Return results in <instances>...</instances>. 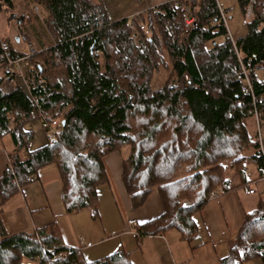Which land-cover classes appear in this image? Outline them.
Listing matches in <instances>:
<instances>
[{"label":"trees","instance_id":"trees-1","mask_svg":"<svg viewBox=\"0 0 264 264\" xmlns=\"http://www.w3.org/2000/svg\"><path fill=\"white\" fill-rule=\"evenodd\" d=\"M1 1L0 14L4 5L13 8L12 0ZM33 3L48 12L50 40L40 41L41 49L28 58L27 89L17 85L3 91L4 80L15 81L18 73L6 66L0 48V64L6 66L0 71V139L9 136L15 145L11 165L0 178L1 203L41 167L55 164L64 182L67 213L89 209L96 218L97 189L107 180L103 160L131 146L122 178L133 207H141L155 190L165 207L162 216L136 233L175 229L193 243L198 234L193 215L219 186L226 193L233 189L224 173L236 168L240 185H248L243 172L252 164L264 178V159L246 126L255 108L264 113V0H237L241 12L250 9L252 18L246 34L234 43L217 0H183L174 11L163 5L115 22L100 1ZM189 15L196 22L188 31H178ZM5 41L12 59L30 54L16 52ZM161 67L170 78L153 88V74ZM243 68L253 95L242 91ZM37 119L56 121L59 131L33 151L34 133L25 126ZM236 242L221 264L254 259L264 264L263 201L247 214ZM60 253L64 257L58 261ZM129 259L117 252L89 262L79 250L64 246L55 225L10 234L0 219V264H132Z\"/></svg>","mask_w":264,"mask_h":264},{"label":"crops","instance_id":"crops-1","mask_svg":"<svg viewBox=\"0 0 264 264\" xmlns=\"http://www.w3.org/2000/svg\"><path fill=\"white\" fill-rule=\"evenodd\" d=\"M91 1H100L112 22L122 19L131 20L165 3V0ZM25 3H28L31 12L40 11V7L44 17H41L42 21H40L37 15L32 14L33 20L27 19L26 28L21 26L23 22L20 18L14 26L5 24L14 36L13 42L9 45L20 54H27L31 50L38 51L41 49L40 41L48 43L50 40L45 26L48 12L43 6L33 3V0H26ZM12 4L13 9L16 8L14 1ZM0 38L11 41L1 35ZM21 43L28 45L26 53L19 48ZM36 121L42 125V120ZM32 125L25 126V129L34 133L31 144V150L34 151L47 145L51 136L41 125L43 134L39 130L34 131ZM247 132L255 137L254 128L252 130L248 128ZM14 149L15 145L9 136L0 139V178L5 168L11 165L10 155ZM128 153V148L115 151L103 160L107 180L97 189L96 218L89 209L74 214L67 213L61 172L57 165L49 164L41 167L33 175L34 179L20 187L18 192L6 202L1 203L0 195V219L5 230L10 234H28L39 228L55 225L64 246L79 250L82 257L89 262L117 252L129 254L132 264H221L222 260L229 257L231 250L237 244L247 214L254 212L260 201L264 202L261 194L258 199H253L258 194L253 184L264 183V178L260 177L258 169L250 164L246 172L252 168L254 175L252 177L246 175L248 185L241 186L240 182L239 185L233 184L231 191L217 199L207 201L203 209L193 215L198 234L193 243H188L182 239L179 230L175 229L155 235L136 233L142 226L162 216L165 207L157 190L147 197L141 207L136 209L133 207L122 178V163ZM220 188L219 186L215 190ZM248 189L254 190L255 193L247 194ZM130 221H135V225H129ZM243 264L262 263L260 259H254Z\"/></svg>","mask_w":264,"mask_h":264},{"label":"rangeland","instance_id":"rangeland-1","mask_svg":"<svg viewBox=\"0 0 264 264\" xmlns=\"http://www.w3.org/2000/svg\"><path fill=\"white\" fill-rule=\"evenodd\" d=\"M13 1H14V4H15L16 8L13 9V8H9L8 6L4 5L2 13L0 14V35L2 37L9 38L11 40L10 41L11 43L14 40V36H13V33L11 31H9V27H8V29L6 28L5 24L8 23L9 25L14 26V24L20 18L22 20V22H23V24L21 26L23 28H26L27 19L31 18L33 20L32 14L37 15L40 21H42L41 17H44L41 14V8L40 7H39L40 11L32 10V12H31L30 6L28 5V3L27 4L25 3L26 0H13ZM1 2L2 1L0 0V3ZM219 2H220L221 6L224 9H228V8H233L234 9L233 12L228 14L227 22H226L232 38L233 39H237V38L242 37L243 35H245L246 32H247V22H249L250 19L252 18L251 10L249 9L247 14H243L241 12L240 8H239L237 0H219ZM32 6L36 7V5H32ZM18 8H19V10H18ZM5 40H7V39L0 38V42L1 41H5ZM19 48H21V50L24 53H26L28 51V45L25 44V43H21ZM35 61L38 62L37 60H35ZM6 66L9 67V64H6ZM6 66L5 65H0L1 73L3 71H5ZM22 66H24V71L23 72L27 71L26 68H28V66H29L28 62L26 64V61H25V64H23ZM25 74H26V72H25ZM169 78H170L169 71L165 70L163 67H161L160 69L158 68V70L154 72L152 80H151L152 87L153 88H161L164 83L168 82ZM17 85H21V86L24 85L23 79L21 77H16V79H15V81L13 83H11L10 79L6 78L4 80L2 89H3L4 92H9L12 89H14ZM40 125L41 124H40L39 121H34L33 125H32V129L34 131H38L39 130L40 133L43 134L42 133V127ZM246 126H247V129L249 128L250 130H252V128H254L255 131H256V123H255L254 117H253L252 120L250 119L248 121ZM11 127L14 128L15 127V123H12ZM35 135H36V133H35ZM252 138L254 139V135H252ZM127 148H128V151L131 150V146H129ZM83 153L84 152H82V154ZM249 165L250 164H247V167ZM253 170L254 169H252V168H249V171H247V172L245 170L243 172L244 176L247 175V177H250V176L252 177V175H254L253 174V172H254ZM237 171H238V169L236 170V168L229 169L227 171V173H224V178L225 179H230L232 181V184H238L239 182H241V180H240V178H239V176L237 174ZM253 185L256 188V190L258 191V194L253 199H255V200L258 199L260 197V194L264 197V186H263L264 183L260 182L258 184H253ZM191 204H188V202H187V205H191Z\"/></svg>","mask_w":264,"mask_h":264},{"label":"built area","instance_id":"built-area-1","mask_svg":"<svg viewBox=\"0 0 264 264\" xmlns=\"http://www.w3.org/2000/svg\"><path fill=\"white\" fill-rule=\"evenodd\" d=\"M140 1L144 2L145 0H140ZM181 1H183V0H165V3L163 5H168L169 8H171V11H174L179 6ZM217 2H218V6H219V10H220L222 21L227 26L226 22H227L228 14L233 12L234 9L233 8L224 9L221 6L219 0H217ZM159 8L160 7H154V8H151L150 11L156 12ZM195 22H196V19L193 16H190V15L186 16L184 18L183 22L181 24H178L177 30L181 31V32H186L192 27V25ZM227 30H228L229 37L231 38L232 42L234 43V39L232 38V36L230 34L228 26H227ZM141 31H142L144 36L148 37L149 33L144 28V26H141ZM132 37H133V40L135 41V43L139 44V42H140L139 33H138V31L135 28H133ZM0 48L2 50L1 58L2 59H4V58L7 59L9 66L14 68L17 71V73H18V77H21L23 79V82H24L23 86L26 88L27 86H26L25 81H24L25 72H23L24 71V66H22V65L25 64V61H26V64H27L29 56L31 54H33L35 51L31 50L29 55L21 56V57L17 56L16 59H12L10 57V51L8 50V46H7V42L6 41H1L0 42ZM95 52L97 54L100 53L99 50H96ZM259 70L260 71L263 70V67L259 68ZM248 76H249L248 71H246L243 68V76L242 77H243V80H244V86L242 87V91L251 93L253 95L251 81H250V78ZM252 97H253V100H254V104H256L255 97L254 96H252ZM253 117H254L255 123H256L255 139H256V141L258 143L257 145H258V148H259V152H260L261 156L264 159V113L262 111L258 110L257 108H255ZM41 126L43 127V129L51 137H55L56 134L59 131V125H58V123L56 121H53L50 124V122L45 120V121H42V125ZM33 179H34V176L29 177V180H33ZM246 193L250 194V195H253L255 193V191L252 190V189H248L246 191ZM225 194H226V191L224 189H222V188H220L218 190H214L209 196V201L217 199V198H219V197H221V196H223ZM129 225H132V226L135 225V221H130ZM63 257H64V254L60 253V254H57L55 256V259L59 261Z\"/></svg>","mask_w":264,"mask_h":264}]
</instances>
